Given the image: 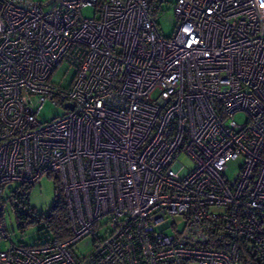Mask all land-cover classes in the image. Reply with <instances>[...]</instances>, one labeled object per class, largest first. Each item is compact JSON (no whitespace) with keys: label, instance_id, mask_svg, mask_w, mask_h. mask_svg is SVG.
Listing matches in <instances>:
<instances>
[{"label":"built area","instance_id":"2783aa9c","mask_svg":"<svg viewBox=\"0 0 264 264\" xmlns=\"http://www.w3.org/2000/svg\"><path fill=\"white\" fill-rule=\"evenodd\" d=\"M166 1L0 0V193L52 175L70 220L13 243L0 195V264H264V0H175L164 37Z\"/></svg>","mask_w":264,"mask_h":264},{"label":"rangeland","instance_id":"374dc122","mask_svg":"<svg viewBox=\"0 0 264 264\" xmlns=\"http://www.w3.org/2000/svg\"><path fill=\"white\" fill-rule=\"evenodd\" d=\"M174 1L175 0H167L166 2H162L160 9L154 15L159 32L164 37H170L176 26V18L172 12V4ZM82 14L90 17L94 14V11L91 7H86L82 10ZM65 64H60L56 67V70L51 77L53 81L60 82L62 84H67L70 81L75 68ZM63 113H65V110L62 107L46 103L41 109L38 118L42 121H49L57 116H61ZM179 159L181 163H183V168L180 172L184 174L191 167V162L185 156H180ZM238 164L239 161L231 162L229 164L228 170L225 173L227 177L232 178ZM16 186L17 183L15 182L4 183L2 184L0 193L1 198L4 201L5 230L10 240L16 244L21 243L24 245H37L51 239V234L46 231L43 223L41 222L35 221L30 224L23 223V226L20 227L19 222L11 209V203L13 201L11 198V192L15 190ZM55 186V177L49 174H44L31 187L26 199L38 217L45 216L49 213V210L55 200V196L57 195ZM105 222L106 219H103L101 224H104ZM92 239L93 236L88 235L78 241L73 246V252L79 257L88 255L92 248ZM7 245V240L1 242V247H6Z\"/></svg>","mask_w":264,"mask_h":264},{"label":"trees","instance_id":"16d2710c","mask_svg":"<svg viewBox=\"0 0 264 264\" xmlns=\"http://www.w3.org/2000/svg\"><path fill=\"white\" fill-rule=\"evenodd\" d=\"M55 181L57 195L47 215L38 217L26 199L33 185L19 184L16 186L15 190L11 192L13 200L11 209L20 227L23 226V223L41 222L52 238L65 240L70 236V220L61 187L56 178Z\"/></svg>","mask_w":264,"mask_h":264},{"label":"water","instance_id":"95a60500","mask_svg":"<svg viewBox=\"0 0 264 264\" xmlns=\"http://www.w3.org/2000/svg\"><path fill=\"white\" fill-rule=\"evenodd\" d=\"M51 1V0H50ZM68 106H70V105H68ZM71 107V106H70Z\"/></svg>","mask_w":264,"mask_h":264}]
</instances>
